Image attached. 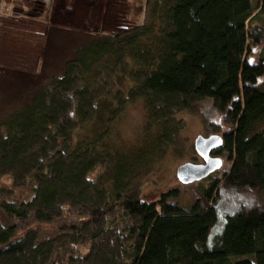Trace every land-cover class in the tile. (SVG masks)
<instances>
[{
    "label": "trees",
    "instance_id": "trees-1",
    "mask_svg": "<svg viewBox=\"0 0 264 264\" xmlns=\"http://www.w3.org/2000/svg\"><path fill=\"white\" fill-rule=\"evenodd\" d=\"M147 5L144 24L91 36L60 75L0 115V177L32 193L1 200L0 217L49 223L64 206L83 208L88 219L70 225L77 233L119 206L127 234L97 264H264V0ZM199 100L213 101L230 120L211 152L229 166L204 178L208 184L188 208L174 201L176 189L150 201L127 195L137 172L180 130L174 114ZM135 102L144 109L141 141L124 148L113 127ZM99 166L103 173L91 179ZM243 189L262 203L226 215L214 233L218 194ZM15 233L0 223V264L50 261L56 246L39 241L37 229Z\"/></svg>",
    "mask_w": 264,
    "mask_h": 264
},
{
    "label": "rangeland",
    "instance_id": "rangeland-1",
    "mask_svg": "<svg viewBox=\"0 0 264 264\" xmlns=\"http://www.w3.org/2000/svg\"><path fill=\"white\" fill-rule=\"evenodd\" d=\"M148 7L147 0H0V115L25 102L40 81L60 75L64 61L91 36L144 24ZM261 22H264L263 18ZM258 51L253 53L255 58ZM192 107V110L182 109L174 114L180 130L172 135L160 157L149 159L148 164L137 172L127 195L150 201L176 189L178 197L174 201L184 208L200 199V188L208 181L203 178L182 184L176 178V169L186 162L202 163L194 149L195 138L198 135H222L231 123L211 100L195 101ZM144 120L142 104H128L114 124V141L124 148L140 143ZM220 157L219 171L229 166L226 158ZM103 171L104 168L99 166L89 177L94 179ZM15 184L10 175L0 177V202L15 200L21 194L20 198L31 196L27 188L15 187ZM216 199L219 220L214 233L220 231L226 215L263 201L260 194L247 189L223 190ZM84 212L83 208L64 206L49 223H36L33 218L21 221L2 215L0 223L15 226L16 237L35 228L39 241H51L56 247L46 264H97L101 255L117 252V236L127 234L125 215L119 206H113L99 219V224L72 232L70 225L88 219L89 215ZM107 223L111 224L102 230Z\"/></svg>",
    "mask_w": 264,
    "mask_h": 264
},
{
    "label": "water",
    "instance_id": "water-1",
    "mask_svg": "<svg viewBox=\"0 0 264 264\" xmlns=\"http://www.w3.org/2000/svg\"><path fill=\"white\" fill-rule=\"evenodd\" d=\"M223 143L222 137L218 134H211L207 137L198 135L194 140V149L203 160L202 163L186 162L176 169V178L182 184H189L199 181L222 166V159L212 156L211 152L219 148Z\"/></svg>",
    "mask_w": 264,
    "mask_h": 264
}]
</instances>
